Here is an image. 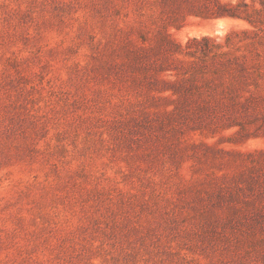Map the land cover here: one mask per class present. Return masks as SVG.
<instances>
[{"label":"rangeland","instance_id":"obj_1","mask_svg":"<svg viewBox=\"0 0 264 264\" xmlns=\"http://www.w3.org/2000/svg\"><path fill=\"white\" fill-rule=\"evenodd\" d=\"M0 264H264V0H0Z\"/></svg>","mask_w":264,"mask_h":264}]
</instances>
